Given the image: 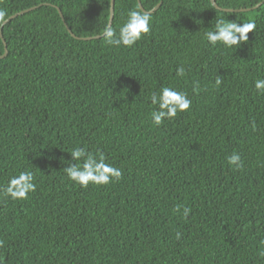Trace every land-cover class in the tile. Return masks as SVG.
Listing matches in <instances>:
<instances>
[{"label": "trees", "instance_id": "16d2710c", "mask_svg": "<svg viewBox=\"0 0 264 264\" xmlns=\"http://www.w3.org/2000/svg\"><path fill=\"white\" fill-rule=\"evenodd\" d=\"M140 1L161 4L150 33L126 48L74 38L55 8L90 37L108 25L110 0H0L6 19L38 6L1 30L0 188L27 170L36 190L0 194V264H264V95L254 88L264 2L226 12L210 0ZM137 7L114 0L110 26L118 33ZM220 19L255 29L239 47L211 46L205 33ZM165 86L192 105L157 127L149 97ZM74 147L104 153L122 179L75 184L64 172ZM233 152L239 170L227 163ZM178 206L191 208L187 218Z\"/></svg>", "mask_w": 264, "mask_h": 264}, {"label": "clouds", "instance_id": "9594fccd", "mask_svg": "<svg viewBox=\"0 0 264 264\" xmlns=\"http://www.w3.org/2000/svg\"><path fill=\"white\" fill-rule=\"evenodd\" d=\"M8 13L4 9H0V27H2L7 19ZM152 16L149 11L142 10L137 7L127 13L126 22L119 28V32L110 25H106L102 30V37L107 45L123 46L131 48L142 37L147 36L151 31ZM255 29L254 22H248L238 25L236 22H228L220 19L217 21L214 30L205 33L207 43L211 46L221 44L231 48L239 47L240 44L247 41V33ZM177 76L183 77L185 69L183 66L177 68ZM222 79L217 75L215 84L219 86ZM254 88L257 94L264 95V78L257 79L254 82ZM199 91L198 82L193 85V92ZM150 103L155 107L151 112L152 124L159 127L165 120L174 119L179 112H186L192 105V100L183 91H177L172 87H162L159 92H152ZM72 161L64 168V172L68 179L82 188H87L89 184L108 185L113 181L122 179L123 172L120 168L113 166L107 162L104 153H93L85 147H74L70 152ZM227 163L230 167L239 170L243 167V160L239 153L233 152L227 157ZM34 174L31 171H21L18 175L12 176L7 184L0 188V194L7 196L13 200H26L29 193L36 190L34 183ZM175 211L183 218H187L191 212V208L178 206ZM180 233H176L177 239ZM3 241L0 240V247ZM264 255V253H261Z\"/></svg>", "mask_w": 264, "mask_h": 264}, {"label": "water", "instance_id": "95a60500", "mask_svg": "<svg viewBox=\"0 0 264 264\" xmlns=\"http://www.w3.org/2000/svg\"><path fill=\"white\" fill-rule=\"evenodd\" d=\"M210 1H211L212 5H213L216 9H220V10H223V11H226V12H244V11H250V10H252V9H256L257 7H259V6L264 2V0H262V1H260L258 4H256L255 6H253V7H251V8L229 9V8H220V7L216 4V2H215L214 0H210ZM137 3H138V7H139V8H141L142 10H145V9L143 8V6H142L140 0H137ZM160 4H161V1H160L158 4H156L152 9H150V10H148V11H149L150 13L154 12L155 10L158 9V7L160 6ZM37 7H38V6H37ZM37 7L34 6V7L29 8V9H26V10L20 11V12H18V13H15V14L9 16V17L7 18L6 23L9 22L11 19H13V18H15V17H17V16H19V15L25 13V12H28V11L34 10V9L37 8ZM54 7H55V6H54ZM55 8H56V10H57V12H58L60 18L62 19V22L64 23L66 30H67V31H68V32H69L74 38H76V39H82V40H91V39H97V38L102 37V34H100V35H95V36H90V37H77V36H75V35L71 32V30L67 27V25H66V23H65V21H64V18H63V15H62L60 9H59L58 7H55ZM113 9H114V0H110L108 25H111V22H112L113 12H114ZM145 11H147V10H145ZM6 23H5V24H6ZM1 30H2V27H0V37H1L2 41H3V43H4V44H3V45H4V52H3V54L0 56V58L4 57V56L7 54V48H6V44H5V42H4V39H3V37H2V32H1Z\"/></svg>", "mask_w": 264, "mask_h": 264}]
</instances>
